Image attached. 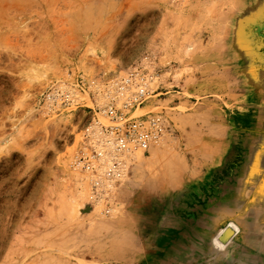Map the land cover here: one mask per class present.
Instances as JSON below:
<instances>
[{
	"label": "rangeland",
	"instance_id": "rangeland-1",
	"mask_svg": "<svg viewBox=\"0 0 264 264\" xmlns=\"http://www.w3.org/2000/svg\"><path fill=\"white\" fill-rule=\"evenodd\" d=\"M263 28L264 0H0V264H225L220 236L239 231L219 201L245 192L252 169ZM223 43L227 53L215 50ZM136 67L151 75L171 133L130 155L102 216L71 161L104 83ZM74 77L96 85L71 106L40 97ZM211 139L224 140L227 164L189 184Z\"/></svg>",
	"mask_w": 264,
	"mask_h": 264
},
{
	"label": "built area",
	"instance_id": "built-area-1",
	"mask_svg": "<svg viewBox=\"0 0 264 264\" xmlns=\"http://www.w3.org/2000/svg\"><path fill=\"white\" fill-rule=\"evenodd\" d=\"M150 80L141 67L107 80L100 107L90 112L80 130L83 146L74 153L71 168L85 175L88 208H99V215L112 212L110 202L127 174L130 155L160 144L171 133L163 112L151 103L160 93L151 89ZM74 85L77 91L71 88ZM95 85L93 80L74 77L51 84L40 97L51 106L67 108L74 95Z\"/></svg>",
	"mask_w": 264,
	"mask_h": 264
},
{
	"label": "crops",
	"instance_id": "crops-1",
	"mask_svg": "<svg viewBox=\"0 0 264 264\" xmlns=\"http://www.w3.org/2000/svg\"><path fill=\"white\" fill-rule=\"evenodd\" d=\"M256 35L261 37V43L255 44V64L253 66L255 67V86L252 88L250 96L253 103H255V141L249 145L252 149V155L248 161L251 163L252 169L250 172L247 170L246 175L241 176V178H243L242 186L245 192L236 193L235 196H230V198L221 199L219 201L218 212L220 216L222 217L224 215L225 210L231 213L229 217L235 215L233 221H229L228 217L225 222L232 224L239 231L230 241H225L222 249H220L221 251L218 252L219 258L226 260L225 264H264V28L257 29ZM233 46L234 45H231L230 47ZM216 48L215 50L219 53L228 52L226 43L219 44ZM236 48L238 49L237 46ZM239 51L242 55L241 57H243L242 47ZM241 61H243V59H241ZM191 63L192 61L188 62L189 66ZM240 64L241 67H243L244 63L241 62ZM219 68L221 72L223 66ZM227 72L228 71H226L225 74ZM238 97L237 94L236 98ZM211 141L212 139L210 140L209 147H214V150L209 151V155L204 159L199 161L195 160L193 162L197 165L201 164L203 168L197 173L196 177L186 181L189 184L204 178L202 169L210 170L219 166L221 163L227 164L225 158H221L223 147L226 145L224 140H213L212 143ZM237 173L238 170L236 169L235 174L237 178H239L240 176H238ZM186 182H184V184H186ZM191 189L192 188H189V190ZM220 195L226 196L225 193H220ZM212 211V209H209L208 211L205 210L204 213L210 214ZM177 226L179 227V225ZM188 226L189 225H185V227ZM175 232L173 234V239H176L179 234L177 232L176 235ZM188 241H190V236H188ZM172 245L173 249L180 246L176 241L173 242ZM188 252H191L190 248H188ZM191 253L193 255L191 259L195 261V250ZM205 264L207 263L205 262Z\"/></svg>",
	"mask_w": 264,
	"mask_h": 264
},
{
	"label": "water",
	"instance_id": "water-1",
	"mask_svg": "<svg viewBox=\"0 0 264 264\" xmlns=\"http://www.w3.org/2000/svg\"><path fill=\"white\" fill-rule=\"evenodd\" d=\"M232 235V231L230 229H226L220 236V240L222 242L227 241V239H229V237H231Z\"/></svg>",
	"mask_w": 264,
	"mask_h": 264
},
{
	"label": "bare ground",
	"instance_id": "bare-ground-1",
	"mask_svg": "<svg viewBox=\"0 0 264 264\" xmlns=\"http://www.w3.org/2000/svg\"><path fill=\"white\" fill-rule=\"evenodd\" d=\"M261 90V89H260ZM257 95V94H256ZM244 96V95H243ZM168 170V173H167V171H166V168H165V174H170L172 171H171V169H169V168H167Z\"/></svg>",
	"mask_w": 264,
	"mask_h": 264
}]
</instances>
